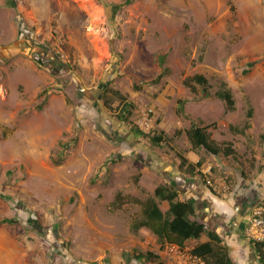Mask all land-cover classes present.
Instances as JSON below:
<instances>
[{
    "label": "rangeland",
    "instance_id": "374dc122",
    "mask_svg": "<svg viewBox=\"0 0 264 264\" xmlns=\"http://www.w3.org/2000/svg\"><path fill=\"white\" fill-rule=\"evenodd\" d=\"M197 73L209 95L184 84ZM107 86L135 102L133 121L153 106L156 134L204 121L235 144L242 164L212 165L233 187L235 247L247 241L233 254L255 264L247 226L264 200V0H0V264H151L134 256L147 251L175 264L147 228L133 230L141 205L114 204L118 191L154 198L175 152L114 117ZM248 120L252 138L234 129Z\"/></svg>",
    "mask_w": 264,
    "mask_h": 264
},
{
    "label": "trees",
    "instance_id": "16d2710c",
    "mask_svg": "<svg viewBox=\"0 0 264 264\" xmlns=\"http://www.w3.org/2000/svg\"><path fill=\"white\" fill-rule=\"evenodd\" d=\"M55 28L57 23L52 24ZM184 84L195 90L196 87H201L203 91L209 95V81L205 75L201 73L188 76L184 80ZM104 105L110 111V113L120 121H125L130 125L131 131L138 138H143V132L138 128L132 119L134 110L137 108L134 101H132L127 95H124L119 89L112 86H107L104 91ZM220 97L224 98L228 104V108L232 109L234 106L233 95L229 90L221 92ZM109 96L114 97L119 102L117 106L113 105V99ZM180 102V101H179ZM254 112L253 108L248 111V117H252ZM178 113H183V109L178 110ZM163 116L159 115L157 118V124L162 122ZM217 129V124L213 123L206 125L201 122H192L191 127L186 131L178 129L175 131L173 136L168 135L164 130H160L151 137L153 143L158 146L167 145L174 149L176 154L174 155L175 163L181 172L189 175L198 174L196 171L197 165L194 164L188 157V153L191 151H197L199 149L204 150L206 153L213 156H224L227 158H234L240 164V154L235 147V144L231 141L219 142L213 137L211 130ZM238 134L252 138L254 136V125L248 120L243 128H234ZM186 132L185 143L188 148H183L177 143V140ZM156 133V131H155ZM264 139V137H262ZM255 160V159H254ZM60 161H57L59 164ZM252 166L255 164L252 162ZM243 173V172H242ZM139 177L136 178L138 182ZM155 197L153 199L148 198L141 200L124 194L123 191H118L116 194L114 204L121 210H127L133 205H141L142 214L146 217V221H137L133 225L134 230H139L143 226H150L152 224H159L165 218L164 213L160 210L156 199L167 200L170 204L168 211V217L166 219L167 229L179 236L181 241L188 239H199L203 234L209 233L211 241L200 245L198 248L191 252L199 255L205 261V264H238L236 260L231 256L230 250L227 245L223 244V238L213 231L208 230L205 223L199 221L197 218L192 220L190 216L196 214L194 204L189 200H181L180 192L173 185H159L155 189ZM163 238V237H161ZM251 244L255 249V253L261 264H264V241H252ZM186 249V248H185ZM134 256L138 260H148L151 264H166L161 259V255L154 251L147 252H134Z\"/></svg>",
    "mask_w": 264,
    "mask_h": 264
},
{
    "label": "crops",
    "instance_id": "0c3cea01",
    "mask_svg": "<svg viewBox=\"0 0 264 264\" xmlns=\"http://www.w3.org/2000/svg\"><path fill=\"white\" fill-rule=\"evenodd\" d=\"M192 122L193 120H191V124ZM201 122L205 123L204 121H200L199 123ZM191 124L187 128H177L175 131H177L178 129H183L186 131L188 128L191 127ZM205 124L210 125L207 123ZM131 133L134 135L132 131ZM183 134H185V138H186V132H184ZM182 147L188 148V145L185 143V146ZM188 157L194 164L197 165L196 171H199V173L191 176L189 174L181 172L176 163L171 164V162L168 163V161H166L164 162L165 164H162L165 166L163 171L166 175V177L164 178L165 179L164 185L175 186L180 192L181 200L183 201L189 200L194 204L196 209V214L193 216L191 215L190 219L194 220L197 218L199 221L207 225L208 230L213 231L219 236H221L224 240L223 244L228 246L231 256L234 258V260H236L239 263L240 256H238L237 254H233V252L235 250L241 249V247L244 248L245 244H247V241L244 242L242 239H240V245H238L237 247H235L236 245L233 242V239L237 237V234L235 233L236 232L235 216L237 211L236 210L237 205L234 204L235 201L232 197L229 198L233 192L230 194L228 198H221L216 194H213L205 184V178H210L215 181H219L221 180V178H224V176H221V174L217 172V169L214 170V167L212 165V163L215 162L214 160H218L219 158H221V156H213L206 153L204 150L199 149L197 151L189 152ZM226 159L229 158L226 157ZM155 201L158 204L160 210L164 213L163 217L165 218V220H163L159 224L151 223L150 226H143L139 230H135V232L138 233L147 228L146 230L150 231L148 236L157 249L159 247H163L164 245L167 247V244L172 243V244L180 245L184 248H186L188 245H192L193 247L191 248V250H189L192 251L198 248L200 245L211 241V237L209 233L203 234L199 239L193 238V239H188L186 241H181V238L171 233L166 226V219L168 217V211L170 208L169 202L164 199H156ZM160 202L161 205L165 207V209L160 205ZM146 220L147 219L139 220V221H146ZM250 246L253 247L252 244ZM248 252H250V254L252 255L251 249H248ZM254 254L256 256V259L255 257H251V261L255 264H261L257 254L255 253V249H254Z\"/></svg>",
    "mask_w": 264,
    "mask_h": 264
},
{
    "label": "built area",
    "instance_id": "2783aa9c",
    "mask_svg": "<svg viewBox=\"0 0 264 264\" xmlns=\"http://www.w3.org/2000/svg\"><path fill=\"white\" fill-rule=\"evenodd\" d=\"M137 111L136 120L134 122L143 132V139L153 137L156 130V111L154 107L145 105L139 107ZM205 184L221 198H228L232 192V185L227 177L221 178L219 181L205 178ZM247 238L250 241H264V200L254 208L249 218ZM166 249L170 259H173L175 264H204L202 257L180 245L167 244Z\"/></svg>",
    "mask_w": 264,
    "mask_h": 264
},
{
    "label": "clouds",
    "instance_id": "9594fccd",
    "mask_svg": "<svg viewBox=\"0 0 264 264\" xmlns=\"http://www.w3.org/2000/svg\"><path fill=\"white\" fill-rule=\"evenodd\" d=\"M157 122V121H156ZM156 134V133H155ZM211 190V189H210ZM211 192L213 193V194H215L212 190H211ZM232 192H233V190H232ZM231 192V193H232ZM230 196V195H229ZM250 241V240H249ZM250 242H252V241H250ZM169 244H172V243H169Z\"/></svg>",
    "mask_w": 264,
    "mask_h": 264
}]
</instances>
